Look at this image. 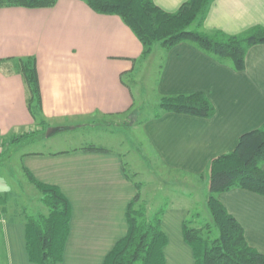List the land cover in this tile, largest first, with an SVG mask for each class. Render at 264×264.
Masks as SVG:
<instances>
[{
  "label": "crops",
  "instance_id": "crops-1",
  "mask_svg": "<svg viewBox=\"0 0 264 264\" xmlns=\"http://www.w3.org/2000/svg\"><path fill=\"white\" fill-rule=\"evenodd\" d=\"M187 1L153 3L175 13ZM253 27L264 28V0H213L202 24L205 33L225 36ZM156 46L147 56L156 55L153 80L142 81V92L150 91L155 105L165 97L203 93L214 114L205 119L163 113L143 120L140 133L162 170L208 184L211 162L233 152L242 135L264 124V44L246 51L242 71L189 43L168 51ZM142 54L140 41L119 17L93 12L86 0H56L52 8L44 9L1 8L0 137L36 129L27 108L21 61H35L42 119L50 129L72 131L133 108L126 79L148 59ZM81 148L28 151L20 158L21 169L36 181L57 187L70 204L69 236L60 264H103L127 232V207L137 191L124 177L121 155L109 150L86 153ZM260 167L264 172V162ZM176 194L178 199L163 208L160 217L166 238L164 264H194L182 232L189 204L184 193ZM216 199L241 226L247 245L264 254V197L232 188ZM2 237L4 264H32L24 218L5 222Z\"/></svg>",
  "mask_w": 264,
  "mask_h": 264
},
{
  "label": "trees",
  "instance_id": "trees-1",
  "mask_svg": "<svg viewBox=\"0 0 264 264\" xmlns=\"http://www.w3.org/2000/svg\"><path fill=\"white\" fill-rule=\"evenodd\" d=\"M213 0H188L175 13H167L155 6L153 0H86L95 13L119 17L143 47L142 57H147L155 45L168 51L181 43H189L221 62H228L235 71L244 68L246 51L254 45L264 44V28L253 27L237 36L219 32L205 33L202 24ZM56 0H0L1 8L44 9L52 8ZM19 70L27 87V108L36 129L15 137L11 144L30 145L41 140L50 125L42 119L41 101L35 61L20 62ZM163 113L183 114L210 118L214 108L203 93L165 97L157 105L153 117ZM64 131L65 128H59ZM12 138V137H11ZM86 153H108V150L89 144L80 149ZM7 149L0 153V163ZM264 124L242 135L235 150L210 164L207 184L206 209L211 223L193 228L189 221L182 226L185 243L191 248L194 264H264V254L250 248L241 226L225 211L216 195L232 188H239L264 197ZM124 177L134 184L136 195L127 207V232L105 257L103 264H164L163 248L166 238L160 230L162 210L149 217L141 207V184L134 175ZM27 182L42 196L41 202L47 215L25 217V243L29 262L32 264H60L67 238L71 207L68 200L55 187L36 181L22 169ZM2 206L5 201L0 200ZM215 233V236L212 234Z\"/></svg>",
  "mask_w": 264,
  "mask_h": 264
},
{
  "label": "rangeland",
  "instance_id": "rangeland-1",
  "mask_svg": "<svg viewBox=\"0 0 264 264\" xmlns=\"http://www.w3.org/2000/svg\"><path fill=\"white\" fill-rule=\"evenodd\" d=\"M155 57L156 55L145 57L148 59L141 63V66L139 64L137 74L126 79L134 97L133 108L128 113L101 117L96 123L77 130L56 132L49 136L45 133L44 138L40 140L42 143L33 142L19 147L8 144L5 147L3 143L6 144L22 134L0 137V153L7 149L5 158L0 163V200L5 201L4 206L0 203V264H4L3 224L10 218L46 216L48 213L41 202V194L27 182L21 169L20 158L28 151H71L89 144L103 147L121 155L126 173L129 176L134 175V181L141 184L140 200L136 208H143L149 217H153L154 213L170 206L174 198L178 197L176 192L180 191L184 193L181 195L185 198L184 201L189 204L190 214L187 221L191 227L201 228L211 223L204 200V197L208 196L207 182L198 177L183 179L180 178L181 174L177 176L166 173L157 163L140 133V123L152 118L157 112L153 94L150 91L142 92V81L144 79L150 81V78L153 80L152 67ZM148 63L152 65L146 71ZM147 84L148 81L144 83L145 86ZM185 194L189 196L186 197ZM214 234L212 236H215Z\"/></svg>",
  "mask_w": 264,
  "mask_h": 264
},
{
  "label": "water",
  "instance_id": "water-1",
  "mask_svg": "<svg viewBox=\"0 0 264 264\" xmlns=\"http://www.w3.org/2000/svg\"><path fill=\"white\" fill-rule=\"evenodd\" d=\"M58 131H60V130L59 129H48L46 131V135L49 136V135H51V134H53L55 132H58Z\"/></svg>",
  "mask_w": 264,
  "mask_h": 264
}]
</instances>
